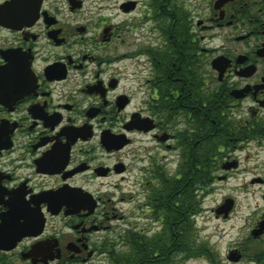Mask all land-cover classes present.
<instances>
[{"label": "flooded vegetation", "instance_id": "af4514ba", "mask_svg": "<svg viewBox=\"0 0 264 264\" xmlns=\"http://www.w3.org/2000/svg\"><path fill=\"white\" fill-rule=\"evenodd\" d=\"M85 6L0 0V264H222L206 246L181 256L175 240L162 251L159 242L145 247L160 219L130 221L96 193L97 182L131 177L123 152L136 135L154 142L137 147L143 191L164 167L159 150L167 164V153L184 151L191 162L216 146L209 190L234 176L240 152L263 158L244 170H260L248 181L261 203L242 214L250 228L225 264H264V248H252L264 242V0H123V13L141 15L122 26ZM129 31L132 51L117 53L113 43L128 47ZM147 199L140 217L156 211ZM236 203L227 198L213 211L229 221ZM132 231L139 254H119Z\"/></svg>", "mask_w": 264, "mask_h": 264}, {"label": "rangeland", "instance_id": "374dc122", "mask_svg": "<svg viewBox=\"0 0 264 264\" xmlns=\"http://www.w3.org/2000/svg\"><path fill=\"white\" fill-rule=\"evenodd\" d=\"M123 0H86V6L84 11H91L92 15H96L98 17V12H100L99 15H102L106 18L105 21L111 22V25L116 26H122L123 22L128 23H136V18L140 17L141 12H130V13H123L120 9V5ZM194 1V0H193ZM210 2V1H208ZM141 8V7H140ZM147 9V7H145ZM198 10H202V8H198ZM95 17V18H96ZM150 23H152L150 21ZM149 23V24H150ZM147 24V25H149ZM118 29H116L117 31ZM132 36V37H131ZM134 37V38H133ZM135 40V36L132 35V32L129 31L128 36V42L129 46L127 47V43L122 45V41H115L113 43V46H116L117 53H121L123 51H132L133 47L130 45L131 42ZM222 38L213 40L209 46L217 45L220 43ZM113 50V51H114ZM212 58V55L210 53V58ZM134 82H136L135 79H129L128 85H132ZM137 83H135L136 85ZM144 136L136 135L134 138V142L132 145L127 147V149L123 152V154L126 153V155L129 153V157L125 158L126 162H129L133 165V168L131 170V173L129 176L130 178H126L125 180H122L120 177H114L113 179H110L108 182L96 183V193L98 195H103L104 199L107 200L111 198L110 201H108L107 205L108 207L113 206L116 207V212L118 214H124L127 217L130 216V221L133 219L138 220V222L143 223H150L152 220H154V216H152V213H148L146 216L140 217L139 212L140 206L139 204L142 203L144 198L147 199V196H151L152 194V184L158 185V180L154 179L151 180V182L146 185L147 191L142 190V185H144V181L139 180V171L141 166L144 164L143 162H140L139 158L137 157V147L142 144H152L153 141H150L148 139L142 140ZM146 138V137H145ZM214 154H217L216 146H211ZM209 146H205L203 148V151L198 152L199 156H202V154H205ZM136 149L133 152H126L127 150ZM162 150V149H161ZM254 150L250 152V157H248V149L247 151H242L239 154L242 156L241 159V165L237 168L238 170L235 171L234 176L229 180L225 181L224 183H217V186L219 187L218 190H213L212 193H207V196L205 195L204 191L205 188L202 186V188H197L199 184H197L195 188H193V197L196 199V204L198 208H200L199 212L197 214H191L189 221L190 224L192 223L193 231L190 234V239L186 240L184 243H186V248L179 249L177 252L178 256L186 255L187 251L190 249H198L200 246H206L210 250H212L213 254L219 259L220 263L225 264V254H227L228 250L231 246L235 245V241L238 240L242 233L241 228L244 227L246 232L250 228V224L246 221H244V216L242 214L245 212L246 214H249L252 210H255L258 205L261 203L259 200V194L258 191V185H250L248 179L251 177L250 174L252 173H259L260 170L257 171H248L247 173L244 172L247 167L249 168V165H254L255 161L254 159H263L261 157H258L257 155H253ZM158 154V158L160 159L161 165L163 164L164 167L161 168L164 170V174L167 176L168 179L175 180V179H181L183 177L182 173L187 168V165L185 161L186 156L185 152H171L167 154H172L173 157L171 158V162L169 161L167 164L163 162V155L166 154L165 151H158L156 152ZM235 155L234 157H236ZM203 168H202V175H201V183L206 184L207 182L210 183L209 187L214 185L211 179H207L206 174H210V172L214 171L213 174L217 175L218 173L215 172V169L212 168V165L209 163L204 165V162L202 161ZM208 166V167H206ZM259 166V164H258ZM257 166V167H258ZM223 184V185H222ZM250 185V186H249ZM208 186V185H207ZM206 186V187H207ZM247 189H245V188ZM222 188V189H221ZM209 190V192L211 191ZM244 190H249L250 192L245 193ZM207 192V191H206ZM148 194V195H147ZM146 196V197H145ZM133 197V201H121L122 198H130ZM227 198H234L237 199L236 203V209L238 214L234 215V212H232V219L229 221H226L223 219L222 215L216 214V211L214 212L215 208L219 207V205H222L224 203V200ZM148 200V199H147ZM149 201V200H148ZM134 213L137 214V216L133 215ZM245 214V215H246ZM108 224V223H107ZM112 225H118L117 232L124 228V221L122 219H112L111 220ZM162 230V225L160 228L156 229L158 231L157 234L160 233ZM244 230V231H245ZM152 233L149 236H146L148 238H152ZM156 234V235H157ZM255 247L259 253H261L262 249L264 248V242L260 241L257 243L252 244V248ZM133 250L131 246H129L127 249L123 248L119 254L122 255H133ZM250 252V250H248ZM204 261L203 259H200ZM192 261V260H189ZM188 263V262H187Z\"/></svg>", "mask_w": 264, "mask_h": 264}, {"label": "trees", "instance_id": "16d2710c", "mask_svg": "<svg viewBox=\"0 0 264 264\" xmlns=\"http://www.w3.org/2000/svg\"><path fill=\"white\" fill-rule=\"evenodd\" d=\"M209 106L210 108L216 107L215 99L212 97L209 99ZM210 112L211 117H214L217 109L213 108ZM211 150L212 148H209L202 156L194 153L191 162L186 163L187 168L183 171L181 179H168L163 169L156 173L155 179L158 180V185L152 184V194L148 200L156 210L153 216L160 219L162 230L152 238L145 237V247L159 242L162 251L163 248L168 247L169 243L175 240L177 252L181 248H186V243L184 242L190 239V234L193 231L192 223L190 224L188 218H190L191 214H197L200 210L196 204L195 197H193L192 190L199 184L197 188L204 186L205 188L202 189L209 191L210 183L207 182L202 185L201 175L203 172L202 160L207 158L208 163L211 162V157L214 154ZM127 238L133 241L131 244L132 254H139L138 234L132 231L127 235Z\"/></svg>", "mask_w": 264, "mask_h": 264}, {"label": "water", "instance_id": "95a60500", "mask_svg": "<svg viewBox=\"0 0 264 264\" xmlns=\"http://www.w3.org/2000/svg\"><path fill=\"white\" fill-rule=\"evenodd\" d=\"M218 62H221V59L220 58H218L217 60L215 59L214 61H213V64H216V63H218ZM108 142H111V143H109V145H108ZM113 142H114V140L113 139H108V138H106V140H105V142H104V144L106 143L107 144V146L108 147H110V146H112V144H113ZM119 142V141H118ZM124 144H126V143H123L122 142V145L121 146H123ZM95 206V205H94ZM20 237H18V239H19ZM14 246V245H13ZM12 246V247H13ZM12 247H2L1 246V248H6V249H9V248H12Z\"/></svg>", "mask_w": 264, "mask_h": 264}]
</instances>
